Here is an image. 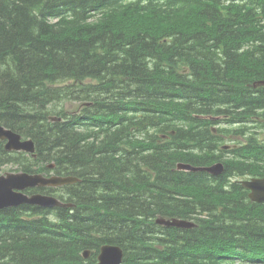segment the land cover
<instances>
[{"label":"trees","instance_id":"16d2710c","mask_svg":"<svg viewBox=\"0 0 264 264\" xmlns=\"http://www.w3.org/2000/svg\"><path fill=\"white\" fill-rule=\"evenodd\" d=\"M258 81L264 0H0V124L36 147L0 142V171L81 180L44 190L72 209L0 211V264H96L106 244L124 264L264 263V204L239 181L264 177Z\"/></svg>","mask_w":264,"mask_h":264},{"label":"water","instance_id":"95a60500","mask_svg":"<svg viewBox=\"0 0 264 264\" xmlns=\"http://www.w3.org/2000/svg\"><path fill=\"white\" fill-rule=\"evenodd\" d=\"M256 85H264V81L257 82ZM0 139L9 140V144L6 146L7 151L11 150H24L29 153L35 152V147L32 141H21V136L13 134L12 131L0 126ZM15 145V147H14ZM222 165L217 164L211 168H199L195 169L187 165H180L181 169L192 171H206L212 174H220L222 172ZM71 178H45L43 175L30 176L26 174H8V176L0 177V209L15 206L19 204H31L46 207H72V204H68L52 197L34 196L33 198L25 199V196L16 192L15 190H23V187L33 186H59L70 182ZM244 185L252 190L250 198L255 202H264V179H254L251 182H245ZM24 188V189H25ZM158 223H166V226H176L188 228L192 225L174 219L172 222L160 221ZM103 249L102 254L99 257L100 264H120L123 262V252L119 247L106 246Z\"/></svg>","mask_w":264,"mask_h":264},{"label":"bare ground","instance_id":"6f19581e","mask_svg":"<svg viewBox=\"0 0 264 264\" xmlns=\"http://www.w3.org/2000/svg\"><path fill=\"white\" fill-rule=\"evenodd\" d=\"M247 88V87H246ZM245 90V89H244ZM225 103V102H224ZM227 103V102H226ZM220 104V103H219ZM220 107V106H219ZM223 107V106H222ZM221 107V108H222ZM231 107V106H230ZM229 108V107H228ZM218 109V108H217ZM219 110H220V108H219ZM228 111V110H227ZM230 111H231V109H230ZM243 111V110H242ZM246 111H248V110H246ZM222 113H223V111H222ZM231 113V112H230ZM220 114V113H219ZM237 114V113H236ZM251 114H253V113H251ZM206 115V114H205ZM229 115V114H228ZM207 117V116H206ZM205 117V118H206ZM213 120H216V121H222V123H221V125L219 126V127H221V128H223V127H225L226 126V122L224 121V118L223 117H220V118H218V117H213L212 118ZM203 121V120H202ZM206 123V122H205ZM0 125H2V124H0ZM5 127V126H4ZM213 130L214 131H216V129H214L213 128ZM10 131H12L13 132V134H15V135H18V136H21V141L23 142V135L22 134H20V133H18V132H16V131H14V130H10ZM0 142H3L4 143V150L6 151V153H9V154H25L24 153V150H11V151H7L6 150V146L9 144V140H1L0 139ZM14 147H15V145H14ZM30 156H27V158H29ZM31 158V157H30ZM29 158V159H30ZM33 158V157H32ZM22 159H24V158H21L20 160L22 161ZM25 161L24 162H26V159H24ZM23 162V161H22ZM16 163H18V162H16ZM9 164H12V163H9ZM9 164H5L3 167H2V170L4 169V167L5 166H7V165H9ZM20 165H21V167H22V172H19V173H7V174H5L4 176H8V174H14V175H19V174H26V175H30V176H35L36 174H35V172H26V171H24L23 170V166H22V164L21 163H19ZM216 164V163H215ZM214 164V165H215ZM55 167H56V165L55 164H48V170L50 171V174H47L48 175V178L50 179V178H53V177H61V178H71L70 179V182H72V183H67V184H63V185H59V186H33V187H27V188H25V187H23V190H15L16 192H18V193H20V194H22V195H24L25 196V199H26V197L27 198H33L34 196H43V197H52V198H56V199H58L59 200V197H57V196H55V195H53V194H47V193H45L44 192V190H46V189H60V188H64V187H66V186H70V185H74V184H77V183H79L81 180L78 178V177H76V176H72V175H69V176H61V175H56L55 173H54V169H55ZM1 172V171H0ZM1 176V175H0ZM44 177H46V175H44ZM25 188V189H24ZM149 188V187H148ZM245 188V187H244ZM246 189V188H245ZM247 190V189H246ZM248 198H249V200L251 201V203H254V201L250 198V193L248 192ZM22 206H31V207H39V208H43V209H50V210H57V209H64L63 207H46V206H39V205H31V204H27V203H24V204H19V205H15V206H10V207H6V208H3V209H0V211H3V210H7V209H13V208H19V207H22ZM70 209H72V208H70ZM165 225H167L166 223H164ZM110 245H112V244H110ZM110 245H108V246H110ZM104 247H106V246H101L100 247V250H99V255H101L102 254V252H103V249L102 248H104ZM92 253H93V251L92 250H90L89 252H87V253H85L84 255H82L83 256V258H84V260H89L91 257H92ZM120 264H123V263H121L120 262Z\"/></svg>","mask_w":264,"mask_h":264},{"label":"rangeland","instance_id":"374dc122","mask_svg":"<svg viewBox=\"0 0 264 264\" xmlns=\"http://www.w3.org/2000/svg\"><path fill=\"white\" fill-rule=\"evenodd\" d=\"M22 161L24 162L25 160L22 159ZM22 167L19 163H16V164H9L7 166L4 167V169L0 172V175L3 174H7V173H19V172H22Z\"/></svg>","mask_w":264,"mask_h":264}]
</instances>
